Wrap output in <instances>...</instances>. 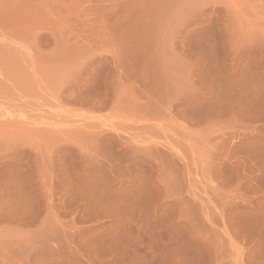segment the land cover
I'll return each instance as SVG.
<instances>
[{"label": "rangeland", "instance_id": "1", "mask_svg": "<svg viewBox=\"0 0 264 264\" xmlns=\"http://www.w3.org/2000/svg\"><path fill=\"white\" fill-rule=\"evenodd\" d=\"M0 264H264V0H0Z\"/></svg>", "mask_w": 264, "mask_h": 264}]
</instances>
